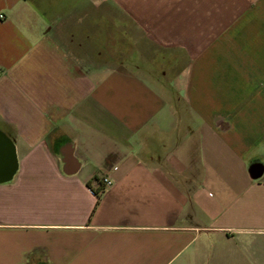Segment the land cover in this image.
I'll return each mask as SVG.
<instances>
[{
    "label": "crops",
    "instance_id": "0c3cea01",
    "mask_svg": "<svg viewBox=\"0 0 264 264\" xmlns=\"http://www.w3.org/2000/svg\"><path fill=\"white\" fill-rule=\"evenodd\" d=\"M0 264H264V0H0Z\"/></svg>",
    "mask_w": 264,
    "mask_h": 264
},
{
    "label": "built area",
    "instance_id": "2783aa9c",
    "mask_svg": "<svg viewBox=\"0 0 264 264\" xmlns=\"http://www.w3.org/2000/svg\"><path fill=\"white\" fill-rule=\"evenodd\" d=\"M102 183H103V185H105V186H109V185L111 184V181H110L109 179H107V178H103V179H102Z\"/></svg>",
    "mask_w": 264,
    "mask_h": 264
},
{
    "label": "trees",
    "instance_id": "16d2710c",
    "mask_svg": "<svg viewBox=\"0 0 264 264\" xmlns=\"http://www.w3.org/2000/svg\"><path fill=\"white\" fill-rule=\"evenodd\" d=\"M100 186L102 187V184ZM99 190H102V189H99ZM95 194L98 195L99 191H96Z\"/></svg>",
    "mask_w": 264,
    "mask_h": 264
},
{
    "label": "rangeland",
    "instance_id": "374dc122",
    "mask_svg": "<svg viewBox=\"0 0 264 264\" xmlns=\"http://www.w3.org/2000/svg\"><path fill=\"white\" fill-rule=\"evenodd\" d=\"M161 70H165V67L164 66H161V68H160Z\"/></svg>",
    "mask_w": 264,
    "mask_h": 264
}]
</instances>
